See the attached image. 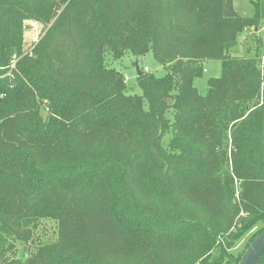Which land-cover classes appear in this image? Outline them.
Segmentation results:
<instances>
[{
	"label": "trees",
	"instance_id": "16d2710c",
	"mask_svg": "<svg viewBox=\"0 0 264 264\" xmlns=\"http://www.w3.org/2000/svg\"><path fill=\"white\" fill-rule=\"evenodd\" d=\"M250 1L0 0V264L239 262L264 229V76L230 53L263 18ZM27 18L46 26L30 53ZM149 50L168 72L138 68L127 93L106 52ZM205 59L221 74L202 94Z\"/></svg>",
	"mask_w": 264,
	"mask_h": 264
},
{
	"label": "rangeland",
	"instance_id": "374dc122",
	"mask_svg": "<svg viewBox=\"0 0 264 264\" xmlns=\"http://www.w3.org/2000/svg\"><path fill=\"white\" fill-rule=\"evenodd\" d=\"M264 4V0H262ZM233 8L242 16L249 17L253 14V5L249 0H232ZM46 26L35 19H24L23 20V34H24V47L25 50H29L30 53L33 47L36 45L40 36ZM256 28V29H255ZM264 52V15L257 24L256 27H249L247 30L242 31L237 36V43L230 49L232 55L237 56H252L261 55ZM105 62L107 66L113 67L116 70L123 73L126 82V92L131 94H141L142 90L137 85V71L146 67L147 73H153L156 76H161L168 72V69L161 65L153 56L151 50L146 52L144 55L136 56L131 52H125L119 59H114L110 56L109 52H106ZM202 67L204 71L200 75L193 79V85L197 90L204 94L207 90V80L209 78L219 77L221 74V65L219 59H205L202 61ZM170 138V131L163 135L162 143L166 146ZM256 226L250 230L245 236H243L232 248V252L236 253L243 249L249 236L258 228ZM33 235L35 242L41 240L43 244L53 242L57 237L56 223L51 219H41L33 227ZM14 253L15 256L23 258L26 256L27 251L32 248L35 243L24 244L21 241H15ZM220 264H226L222 261Z\"/></svg>",
	"mask_w": 264,
	"mask_h": 264
},
{
	"label": "water",
	"instance_id": "95a60500",
	"mask_svg": "<svg viewBox=\"0 0 264 264\" xmlns=\"http://www.w3.org/2000/svg\"><path fill=\"white\" fill-rule=\"evenodd\" d=\"M264 254V229L246 247L237 264H259Z\"/></svg>",
	"mask_w": 264,
	"mask_h": 264
},
{
	"label": "built area",
	"instance_id": "2783aa9c",
	"mask_svg": "<svg viewBox=\"0 0 264 264\" xmlns=\"http://www.w3.org/2000/svg\"><path fill=\"white\" fill-rule=\"evenodd\" d=\"M258 59H259L258 67H259V69H260V73H261L262 76H264V52H263L261 55H259ZM15 60H16V58L12 61L11 65H10L11 67L14 66V64H15ZM146 69H147V68L144 67L143 70L146 71ZM203 71H204V69H203ZM8 73H9V72H8Z\"/></svg>",
	"mask_w": 264,
	"mask_h": 264
},
{
	"label": "crops",
	"instance_id": "0c3cea01",
	"mask_svg": "<svg viewBox=\"0 0 264 264\" xmlns=\"http://www.w3.org/2000/svg\"><path fill=\"white\" fill-rule=\"evenodd\" d=\"M250 1V0H249ZM250 3H251V1H250ZM256 29V28H255Z\"/></svg>",
	"mask_w": 264,
	"mask_h": 264
}]
</instances>
